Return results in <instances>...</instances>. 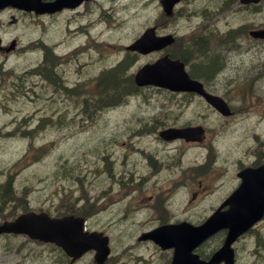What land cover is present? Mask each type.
I'll list each match as a JSON object with an SVG mask.
<instances>
[{"label": "rangeland", "instance_id": "rangeland-1", "mask_svg": "<svg viewBox=\"0 0 264 264\" xmlns=\"http://www.w3.org/2000/svg\"><path fill=\"white\" fill-rule=\"evenodd\" d=\"M126 5L132 7L126 12L127 18L121 27H67L62 25L61 37H56L55 43L70 41L74 45V64L71 61L57 65L56 69L66 68L60 75L64 84L69 87L74 83L78 94H74V104L71 102V96L60 90H55L53 86L39 79L37 74L27 72V67L34 63L37 58L35 52L25 54L14 53L6 61L4 68H11L9 73L0 70V181L11 177L14 180V187L17 191L27 192V197L31 205H47L51 201L60 205L62 198L70 200L71 195L80 193H90L97 196L104 191L103 207L90 220L93 228L104 227L105 223L112 220L122 210L120 202L116 197L120 194L116 191L117 183L115 177L102 172L103 155L107 152L114 153L112 162L115 163V171L122 170V164L127 165L139 160L138 156L133 155L132 147L136 145L143 146V138H134L131 133V127L138 117L142 116L139 105H144L141 97H135L129 104V111L123 109L102 110L94 112L93 98L87 100V107L90 115L94 116L90 120L84 111L83 94L87 91L96 90L97 78L102 75L109 67L117 63L124 53L121 45L128 43L145 26L154 24L155 16L160 13L157 0H124ZM135 2V3H134ZM221 0H181L177 6L178 13L176 17L158 26V32H173L183 36L197 34L203 30L209 29L226 32L232 28L241 27L242 31L247 26H241L242 23H252L253 26H264V7L260 11L238 10L233 6L223 12L214 11L208 15L210 20L202 21L200 16H207L202 11L208 8H214ZM138 5L139 11H136ZM93 8V7H92ZM195 10V11H194ZM137 12L133 14V12ZM199 11V12H197ZM197 12L200 16H198ZM123 16L124 13H121ZM244 15V17H243ZM77 25V19L74 18V26ZM75 32V35H74ZM242 34V33H241ZM48 42H53L51 38ZM238 45H243L245 49L234 51H218L228 55L227 57H210L206 54L209 51V45L201 40V49L191 60L196 64L205 63L210 71H217L215 74L213 86L220 92H225L229 98L235 102L239 114L250 111L251 118H247L244 125L233 130L225 139V155H222L212 167V171L221 175L226 182L228 177L235 175L236 167L239 162L249 161L252 155L253 146H248L251 139L256 143H264V41L255 43L253 40L241 36L237 41ZM62 51H66L69 46L60 45ZM136 62L134 63V61ZM146 58L135 57L132 63L134 68L145 61ZM226 65L223 67V63ZM39 63V62H38ZM73 65L74 70H70ZM240 65V70L238 66ZM232 66L236 73H232ZM251 69V70H249ZM262 70L263 73H256L253 85L259 82V87L254 88L252 95H245V99L239 100V97L231 89L238 81L248 78L252 73ZM25 72V73H24ZM126 73V70H123ZM9 74H21L25 78V93L16 92L12 94L10 84L14 81ZM127 74V73H126ZM104 85V84H103ZM105 86H103L104 88ZM51 92L55 97H51ZM260 93V95L258 94ZM155 94V93H154ZM161 100V96L153 97L150 101ZM144 101V100H143ZM245 106V107H244ZM199 104L194 102L189 108H177L169 113L166 124L180 123L186 120L196 121V110ZM205 112V110H203ZM254 120L252 119V114ZM176 115L175 118L173 116ZM202 119L211 123L213 117L209 113L201 116ZM175 121V122H174ZM214 121L212 122V124ZM6 132L16 134L6 135ZM30 133L28 138L24 134ZM247 140V142H245ZM204 145V142L200 143ZM231 144L233 149L231 150ZM137 148H139L137 146ZM199 148V147H198ZM187 151L180 152L186 155L182 165L193 163L192 158L202 154V150L186 146ZM202 149V148H200ZM62 164L65 166L63 167ZM137 163L133 164V166ZM127 167V166H126ZM125 167V168H126ZM124 171V168H123ZM212 174L209 173L208 176ZM204 181V180H203ZM197 183L196 181L194 182ZM222 180H211L204 185L200 191L202 194L196 200L188 197V191H184L188 198L182 201H175V206L187 210L183 216L192 217L193 220L203 215L198 210H204V206L211 201V193L215 190L217 197L223 196ZM65 194L63 195L61 189ZM191 193L195 189H190ZM226 190V189H225ZM56 191H58L56 193ZM120 205V207H118ZM171 213V212H170ZM170 217L171 214L169 215ZM122 226V225H121ZM120 221L117 220L113 231L118 232L121 229ZM261 230H264V221ZM111 239H116V254L123 259L119 264H132L126 256H130L137 245L134 242L135 235L129 233H113L110 231ZM122 235V242L118 235ZM139 246V245H138ZM34 248V246H32ZM139 249V248H138ZM254 243L250 248L244 251L245 258L257 260L258 256L254 254ZM37 250H16L12 254L0 257V264H9L7 260H12L11 264H39L44 260H56L55 263L62 261L55 258L53 254L35 255ZM112 254V255H113ZM146 254L138 252V255ZM90 256L86 255L77 264H88ZM137 264V263H135Z\"/></svg>", "mask_w": 264, "mask_h": 264}, {"label": "flooded vegetation", "instance_id": "flooded-vegetation-1", "mask_svg": "<svg viewBox=\"0 0 264 264\" xmlns=\"http://www.w3.org/2000/svg\"><path fill=\"white\" fill-rule=\"evenodd\" d=\"M1 1V0H0ZM3 4L0 5V64H4L5 60L17 49L20 48L22 43L28 45L32 42L39 43V57L38 61L42 64V70L49 73L50 76H54L58 73L56 66L58 65V61L63 57L61 52H56L54 47L47 46L48 44L55 43L56 37H61L62 34L57 36L53 35L56 32L60 33V28L64 24L67 27H72L74 30V18L77 19V24L82 25L85 23H105L110 19H114L116 13L120 10L121 0H81L76 6H63L59 10H54L53 12L44 11L37 12L35 8H28L33 4H49L56 0H2ZM66 1V0H61ZM60 2V1H59ZM93 7V8H92ZM241 36H232L225 39H221L218 43L213 46H209V51H206V54L210 57H227L228 55L223 54L218 51V48L223 50H231L239 51L240 49H245L242 45H238L237 41ZM51 38L53 42H48V39ZM250 40L251 37H246ZM258 40L257 44L260 43ZM204 49V48H202ZM71 64H74V55L71 58ZM226 65V61L223 63V67ZM206 71L203 74L204 78L208 81L210 86H213V80L215 78V73L217 71H210L205 65ZM225 68V67H224ZM240 70V65L238 66ZM61 73H64L66 68H59ZM70 70H74L73 65H71ZM232 73H236L232 66ZM251 70V69H249ZM211 72V73H209ZM209 73V74H208ZM44 75V73H42ZM48 81L47 77L44 75L43 77ZM214 87V86H213ZM65 91L67 88L64 89ZM67 92V91H66ZM71 96L73 97L74 103V89L72 90ZM55 95L51 92V97L54 98ZM231 109V114L226 115L224 117H236L238 114V109L235 105L228 102ZM132 136L136 139H140L141 135L137 130L131 131ZM149 133L147 136L149 138ZM147 138V139H148ZM162 139V138H161ZM179 140L183 143H194L191 141H187L184 139H175ZM160 144H154V148L147 147L145 149L141 148L140 145H136V147H132L131 140V149H133V155L138 156L140 151V160L135 163H140V165L136 168L134 173V178L137 183L136 188L128 192L125 197H130L132 194H137L138 202L142 207H144L145 203L150 205L152 209L150 212L141 213L145 218H150L151 223L145 225L141 223V227L138 232L148 230L153 226H156L160 223L168 222L170 220L175 219H188L184 216L182 217H170L171 214L168 211V203L172 202L174 199V193L170 190L173 189L176 178L179 177L182 173L180 164H170L169 157L173 154V147L170 146V142L174 140H164L162 139ZM151 143L150 140H148ZM137 146L139 148H137ZM253 146L252 155L249 157V162L247 165H256L260 163L264 159V152L262 150L255 151ZM247 146V147H248ZM209 150L207 147H203L202 159L206 160L207 154ZM239 158V157H237ZM238 162V160H237ZM240 163L236 164V170L242 168L244 165ZM125 167L127 165H124ZM126 168H129L128 166ZM131 169V168H130ZM201 175H205L209 172L210 169H206L203 166H199L198 168ZM111 173V170L109 169ZM131 172V170H130ZM132 173V172H131ZM126 174V172H125ZM121 172L119 171L116 175L119 179V182L127 183L134 181V178L131 177L129 180H125V177L120 176ZM131 175H129L130 178ZM231 179V186H236L239 183V178L235 175H230L228 177ZM200 190L204 188L202 182L198 183ZM16 191L12 188V181H2L0 184V220L11 218L16 211H20L25 207H30V203L27 199L15 197L14 193ZM20 193V191H19ZM193 197H197V192L193 191ZM195 197V198H196ZM224 198V197H223ZM222 198V199H223ZM221 199V200H222ZM220 200V201H221ZM219 201V202H220ZM212 203H208L205 207L204 211L201 212L203 215L202 220H205L208 215L212 212L215 206L212 208ZM212 208V209H211ZM207 209H211L208 211ZM53 215V214H52ZM176 216H179V213H176ZM123 213L119 212L117 216L112 219L122 218ZM264 221V219L262 220ZM223 230V229H221ZM260 228H256L253 230H248L240 234L236 240L234 241V250H235V259L237 250H243L246 247L248 242L252 241L254 245H258L264 249L263 244H255L256 243V233L260 232ZM222 232V231H220ZM219 233V232H218ZM217 233V234H218ZM219 236V238H217ZM2 240H5L3 243V247L5 250L12 251V249H20L24 247H28L31 244L37 246L40 241L27 239L25 236L20 237V235L13 233H4L0 234ZM264 239V237H263ZM12 240V243L8 241ZM223 241L222 234L216 235L212 234L208 239L204 240L198 247L197 251L201 258L208 259L214 249H216ZM148 245L153 247V255L154 258L151 264H169L171 251L168 249L159 248L154 243L149 241H145ZM43 243V242H42ZM252 243V245H253ZM146 244V245H147ZM52 245V244H50ZM11 247V248H8ZM243 252V251H242ZM117 260H107L106 264H116ZM234 264H264L260 259H250L245 258L243 255L241 256L240 261L234 260L232 262ZM41 264H53L52 262L44 261ZM57 264V263H54ZM58 264H61L59 262ZM218 264H225L224 262H219Z\"/></svg>", "mask_w": 264, "mask_h": 264}, {"label": "water", "instance_id": "water-1", "mask_svg": "<svg viewBox=\"0 0 264 264\" xmlns=\"http://www.w3.org/2000/svg\"><path fill=\"white\" fill-rule=\"evenodd\" d=\"M175 0H163L165 8L169 11L171 5ZM248 1V0H245ZM256 1V0H255ZM254 34V32H252ZM264 35V30L260 32ZM154 37V38H153ZM171 41V36H154L153 29H147L140 38L135 41V46L142 51H147L155 46H160ZM136 81L138 83L153 82L160 85H165L171 88H188L201 91V86L198 82L190 80L185 74L172 65L168 66L165 59H159L154 63L144 65L141 70L136 74ZM190 128L177 130L176 134H186ZM236 192V191H235ZM234 192V193H235ZM234 195V194H233ZM253 206V204H250ZM249 205V206H250ZM76 222L74 221V224ZM70 225L69 220H63L59 223V228L62 229L60 235L62 245L64 249L71 253L73 252V246L71 244L70 232L65 233V228ZM77 234H79V226H74V253L81 251V243L77 240Z\"/></svg>", "mask_w": 264, "mask_h": 264}, {"label": "trees", "instance_id": "trees-1", "mask_svg": "<svg viewBox=\"0 0 264 264\" xmlns=\"http://www.w3.org/2000/svg\"><path fill=\"white\" fill-rule=\"evenodd\" d=\"M201 40L197 41L196 43H192L189 47L183 48L180 50V54L183 57H188L191 53H197L201 50L200 43ZM205 63L197 64V71L199 73H203L206 71L205 69ZM120 68L117 67L116 69H113L109 72H107L106 75V88L109 92H107L104 89V92L101 91L100 94H98V97L96 98V102H100V99H103L104 103L103 105L106 106L108 104L114 103L118 100H123L126 98V94L128 91H131V81L130 78L127 76L120 77ZM200 70V71H199ZM213 72V71H212ZM211 73V72H209ZM208 73V74H209ZM119 76V77H118Z\"/></svg>", "mask_w": 264, "mask_h": 264}]
</instances>
